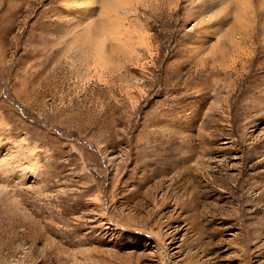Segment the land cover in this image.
Wrapping results in <instances>:
<instances>
[{
    "label": "rangeland",
    "instance_id": "rangeland-1",
    "mask_svg": "<svg viewBox=\"0 0 264 264\" xmlns=\"http://www.w3.org/2000/svg\"><path fill=\"white\" fill-rule=\"evenodd\" d=\"M0 264H264V0H0Z\"/></svg>",
    "mask_w": 264,
    "mask_h": 264
},
{
    "label": "bare ground",
    "instance_id": "bare-ground-1",
    "mask_svg": "<svg viewBox=\"0 0 264 264\" xmlns=\"http://www.w3.org/2000/svg\"><path fill=\"white\" fill-rule=\"evenodd\" d=\"M117 32H115V34H116ZM118 34V33H117Z\"/></svg>",
    "mask_w": 264,
    "mask_h": 264
}]
</instances>
